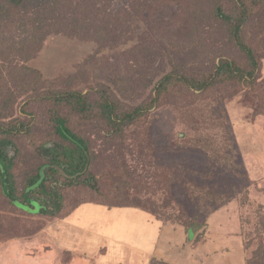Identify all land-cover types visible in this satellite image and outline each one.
<instances>
[{
    "label": "rangeland",
    "instance_id": "obj_1",
    "mask_svg": "<svg viewBox=\"0 0 264 264\" xmlns=\"http://www.w3.org/2000/svg\"><path fill=\"white\" fill-rule=\"evenodd\" d=\"M0 6L9 10L0 19V122L14 130L4 136L13 142L6 152L19 201L31 209L15 207L0 186V264H79L78 258L264 264V4L242 33L258 61L254 79L205 92L172 87L160 96L156 86L171 73L214 76L221 59L250 69L231 27L215 14L223 6L235 15L237 0H50L16 7L0 0ZM115 33L121 35L113 42ZM75 92L94 103L107 98L118 117L145 108L137 122L111 133L106 117L97 115L100 104L93 116L74 101L55 105L88 141L90 157L75 185L65 187L59 175L48 181L64 198L60 218L68 215L58 225L32 214L22 194L52 158L48 143L72 147L56 134L47 108L55 103L50 95ZM27 104L34 116L23 113ZM89 174L103 195L84 184ZM35 200L56 210L50 199ZM100 206L146 213L160 224L159 238L154 245L126 244L137 238L120 225L134 230L135 223ZM109 229L116 235L99 233ZM109 238L119 245H107Z\"/></svg>",
    "mask_w": 264,
    "mask_h": 264
},
{
    "label": "trees",
    "instance_id": "obj_2",
    "mask_svg": "<svg viewBox=\"0 0 264 264\" xmlns=\"http://www.w3.org/2000/svg\"><path fill=\"white\" fill-rule=\"evenodd\" d=\"M5 1L9 5H13L14 7H16L23 6V4H27L28 2H37V4H40L48 2L50 0ZM263 4L264 0H237L238 11L235 15L230 13L228 14L223 6H217L215 9L216 16L225 24H228L231 27L232 37L235 40L236 45L245 52L250 64V69L242 70L240 67L235 66L232 61L221 59L219 67L216 70L217 73L214 76L212 74L209 76V73H200L196 76L176 75L175 73H171L163 77L157 84L156 87L158 95L160 96L162 95V93H166L172 87L187 88L190 90L205 92L219 84H226L229 82H233L234 84L248 83L247 78L251 77L252 79H254L258 69V61H256V55L254 51L243 42L242 33L248 21L253 17L255 9H258ZM93 5L94 4L89 2L88 8L92 7ZM8 12L9 10H6L0 6V19L7 15ZM88 23L90 22L88 21ZM120 35L121 33H115L114 39H111V41L115 42L116 38H118ZM56 96L57 97L55 98L54 95H50L49 97V101H54L55 103H53L54 106L50 105L47 108L49 110L48 116L50 118V121L54 123L56 134L65 142H70L72 144V147L67 146L60 149L58 146H53V144L48 143L44 147L45 152L47 156H52V158L49 160V163H46V165H44V167L40 169L39 174L34 178V180L31 181L30 185L26 187L25 192L22 194L24 201L31 203L35 207L32 214L39 213L44 216H50L51 219L60 218V216L62 215V211H64V198L63 195L61 196L58 193L57 190L59 189L55 187H48V181H50L54 176L59 175L64 179V186L71 187L75 185L76 180L79 178V176L85 175L88 172L90 167L88 141L85 138L79 137L72 131L67 123L69 119L68 115L59 112L58 109L55 108V105L64 101L72 105L74 101V108L79 109L81 113H84L85 110L87 111L89 109L91 116H93V106H95V104H100L97 115L100 114L106 117V121H108V124L112 125L111 129L108 128L111 133H119L120 131H122L124 126L131 125L133 124V122H137L140 117L143 116L142 111L145 108V106L142 105L140 107H137L133 111H130V113L126 112L124 116L121 115L120 117H118L119 115H116V111L114 109L115 106L105 97L98 99L97 103H94L88 97L76 92L71 94L69 93L68 95L56 93ZM148 104L152 107V100L149 101L146 105ZM28 106V104L25 105L22 111L25 115L32 116L33 112L28 109ZM114 116L116 117L114 118ZM17 130L19 131L21 129L17 128ZM10 132L12 133L14 132V130H11L9 128L5 129V127L0 122V186L4 196L15 207L27 212H31V209L28 205H26L24 202L19 201L17 182L12 173L14 161L6 152L7 147L13 144L12 141L4 137ZM46 167L49 169L48 174L44 172V169H46ZM84 184L87 185L97 195H103L96 177L92 174H89ZM60 187L63 186L60 185ZM36 196L40 199L45 198L47 200H52V202L54 203L53 205L56 207V210H49L47 205L44 206L41 202L38 203V201L35 200ZM77 208H79V206L76 207L73 211H75ZM110 208H115V206H112ZM27 209L30 210L28 211ZM64 217L62 216V218ZM195 225L199 224H194L193 226Z\"/></svg>",
    "mask_w": 264,
    "mask_h": 264
},
{
    "label": "crops",
    "instance_id": "obj_3",
    "mask_svg": "<svg viewBox=\"0 0 264 264\" xmlns=\"http://www.w3.org/2000/svg\"><path fill=\"white\" fill-rule=\"evenodd\" d=\"M88 205H90V207H88V209H91L93 207H96V206H92L91 204H86L85 206H88ZM100 207L102 209H104L105 212L108 211V213H106V215H109V216H117V214L118 215L119 214H121V215L124 214L123 215V218L124 219H126L129 223H132V222L135 223L136 227H135L134 230H132V229H126L125 226L120 225V227H122V228L124 227L125 228V229L123 228L122 230H127V231L129 230V232L132 231V233L134 232V235L133 236H135L137 238V241L134 240V241H131V242L127 241V239H126L125 240L126 241L125 242L126 244L131 245V244H136L138 242L142 246H145L146 244H149V243H153V245H154L155 242H156V240L159 238V235H160V232H161V226H160V224L158 223V221H152L150 219V217H148V215L146 213L145 214L144 213H140L139 214V213H137V211L132 210L130 208H106L104 206H100ZM79 208H81V207H79ZM79 208H77L74 212H76L77 210L79 211ZM85 209H86V207L84 208V210ZM130 211H133V213L132 214H129ZM74 216H73V218H74ZM67 217L68 216H66L64 218H54V219L57 220V222H60L58 225H63L67 221ZM134 218H135V220H134ZM69 228H71V227H69ZM92 231L96 233L95 229H93ZM99 233H102L103 235H105V234L107 235V234L111 233V229L105 230V232L104 231H99ZM112 234H114V236L116 235V233H111V235ZM127 234H128V232H127ZM128 236L131 237V235H128ZM48 238H49L50 242H52V241L54 242L52 244H53L54 249L56 248V251H58L59 253H61L62 251H65V249L60 248L51 237H48ZM112 243H114L116 245L117 244L119 245V239L109 238L106 241V244L107 245H113V246H115ZM107 245H105V246H107ZM70 250L71 249H69L68 251L66 250V251L69 252ZM71 253H72V251H71ZM77 262L79 264H88V262L86 260H81L79 258H78ZM140 262L141 261L132 262L131 264H133V263L134 264H140ZM95 264H100V262L99 261H96Z\"/></svg>",
    "mask_w": 264,
    "mask_h": 264
},
{
    "label": "water",
    "instance_id": "obj_4",
    "mask_svg": "<svg viewBox=\"0 0 264 264\" xmlns=\"http://www.w3.org/2000/svg\"><path fill=\"white\" fill-rule=\"evenodd\" d=\"M193 227H194V226H193ZM193 227H192V228H193Z\"/></svg>",
    "mask_w": 264,
    "mask_h": 264
}]
</instances>
